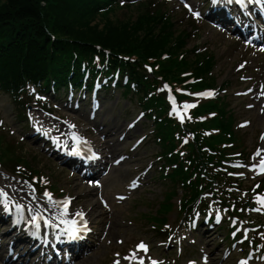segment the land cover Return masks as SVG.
<instances>
[{
	"label": "trees",
	"instance_id": "obj_1",
	"mask_svg": "<svg viewBox=\"0 0 264 264\" xmlns=\"http://www.w3.org/2000/svg\"><path fill=\"white\" fill-rule=\"evenodd\" d=\"M111 0H0V89L15 90L25 80L55 81L65 85L71 76L69 67L78 68L77 57L95 52V47L107 49L113 56L135 55L140 61L158 60L164 53L168 58L160 63L158 72L165 79L177 80L180 73L207 76L214 67L208 53L193 55L186 46L190 34L176 27L159 7L148 8L146 3L111 6ZM193 48V47H192ZM182 55L178 60V56ZM130 67V66H129ZM131 75L137 76L131 71ZM213 86L210 77L199 86ZM161 100L157 107H160ZM205 106L201 111L214 109ZM231 123L215 122L228 133ZM159 133L170 138L174 131L159 124ZM226 138L212 139L213 143ZM162 153L170 151L162 147ZM192 155L195 157V153ZM23 156L0 134V158ZM175 160V158H174ZM173 162V160H169ZM188 175L179 168L170 179L184 183ZM185 185V184H183ZM171 195H166L168 202Z\"/></svg>",
	"mask_w": 264,
	"mask_h": 264
},
{
	"label": "rangeland",
	"instance_id": "obj_2",
	"mask_svg": "<svg viewBox=\"0 0 264 264\" xmlns=\"http://www.w3.org/2000/svg\"><path fill=\"white\" fill-rule=\"evenodd\" d=\"M174 10L176 12L174 13L173 17L178 20L179 24L181 21H183L184 24L186 16L184 15L183 11H179L177 9ZM200 29L202 31L203 38L197 44H201L203 42L209 43L210 51H213L216 56L217 67L213 72L216 83L220 84L222 81L229 82L228 95L222 99L228 103V107L232 111L233 116L237 119V121L246 118L252 120V124L247 130L236 134L237 138H240V140L243 142V146L246 147V151H249L254 146L256 133L262 127V125L254 123V118L257 117L255 110L246 113L243 109V101L241 99H233L231 96L232 91L242 88V86L236 84V80L232 72V60L234 59L232 55L237 48L228 43L223 36L210 29V26L205 25ZM193 44H195V39L188 41L187 46L191 47ZM14 109V105L10 98L0 92V118L4 120V124H2V126L0 125V134H3L5 136V140L11 143L14 149L18 150L19 146L15 147L14 145H17V142H21L19 134L22 133L24 128L22 124L18 123V121L14 118ZM132 109L134 108L129 104L127 98H121L119 94H116L111 99L106 97L103 99L102 108L97 116L96 123L92 124L95 127V131L102 129L105 135L111 137L108 139L109 146L107 147L111 153L114 152L115 156L119 155L121 152H126L127 147L131 145L135 137L145 134L149 130H135L131 133L132 138L128 143L119 144L117 137L124 131L126 122L130 120L137 111L133 110V112H131ZM128 111L133 114L131 116H126ZM74 116H78V114H75ZM10 130H14L18 135L15 132L12 133ZM91 133L94 135V132ZM102 140L103 139H101V142ZM98 141H100L99 138ZM21 144L22 150L27 157L35 155L40 156L39 159L41 160V163L38 165V167L41 170L49 175L51 171L56 174L57 181H59V183L56 184L57 191L59 188H62L65 191L70 190V187H75L74 185H76V183L73 184L70 182L66 171L58 168V165L53 163L52 160L48 159L46 156L39 153L35 154V152H39V148L37 146H34L28 141H23ZM158 151L159 146L155 145L153 143L152 137H150V139L145 141L139 150L133 154L128 162H125L119 168L114 169L104 184L105 191L109 196V200L112 199L113 193L123 192L122 185L132 177L134 173L132 170H134L137 165H141L142 168V166H144L148 160H153L152 155ZM131 161L134 162L131 163ZM129 170L131 172H128ZM150 175L151 172L149 173L148 183L146 186L136 192L129 201H126L120 206H115L112 209L113 213L111 216L107 215L103 211L104 216L101 218L99 213L102 212V210L98 203L93 199L94 205L90 210L92 224L99 230L100 233L104 223L110 220V227L106 230L108 233V240L110 239L114 241L115 238L123 237L126 242H135L137 239L141 238L151 241V230L141 218H138L139 213L152 214L157 209L158 203L162 199L163 193L167 189V183L158 181L156 178L153 179L150 177ZM50 177L54 179L52 176ZM83 191L84 190L81 189L79 193ZM178 196H180V193H177L176 197ZM136 201L140 202L141 204L139 203L140 205H138V202ZM78 202L80 203L81 200L79 199ZM132 204L138 207H133ZM85 207H88V205H85ZM94 212L97 213V217H94ZM128 222L130 224H128ZM198 236V245H204L209 251L214 249L216 251L218 250L219 238H216L214 235L209 238L206 236H201V234ZM109 248L110 244L107 246V242L102 241L97 246H95L89 254L80 259L77 264H105V262L109 260ZM116 249L120 248L117 247ZM110 251H112V248ZM166 251V253L165 251H161L163 254L156 251L154 252H156L158 256L168 255L171 253L169 248ZM98 257L100 258L98 259Z\"/></svg>",
	"mask_w": 264,
	"mask_h": 264
},
{
	"label": "snow or ice",
	"instance_id": "obj_3",
	"mask_svg": "<svg viewBox=\"0 0 264 264\" xmlns=\"http://www.w3.org/2000/svg\"><path fill=\"white\" fill-rule=\"evenodd\" d=\"M214 2H215V0H214ZM229 2L231 3L232 0H229ZM236 2L237 3H242L243 0H236ZM194 15H198V14L194 13ZM209 95H211V93H209ZM262 139H264V137H262ZM73 151H75V149H73ZM259 151L260 150H258L257 155H259ZM261 163L264 164V159H262ZM7 195L8 194L3 189H0V198H7ZM17 207H19V205H17ZM80 215H82V214H80ZM33 219H35V217H33ZM138 248L146 250V246L143 245V244L138 245ZM125 259H128V257H125ZM115 264H119V261H116ZM141 264H142V262H141ZM153 264H155V262H153Z\"/></svg>",
	"mask_w": 264,
	"mask_h": 264
},
{
	"label": "bare ground",
	"instance_id": "obj_4",
	"mask_svg": "<svg viewBox=\"0 0 264 264\" xmlns=\"http://www.w3.org/2000/svg\"><path fill=\"white\" fill-rule=\"evenodd\" d=\"M258 121H262V118H256V122H258ZM263 122H264V120H263ZM101 216H102V214H101Z\"/></svg>",
	"mask_w": 264,
	"mask_h": 264
}]
</instances>
